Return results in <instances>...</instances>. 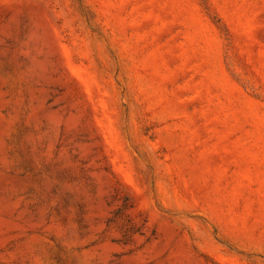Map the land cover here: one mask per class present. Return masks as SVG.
I'll return each mask as SVG.
<instances>
[{
	"label": "rangeland",
	"instance_id": "obj_1",
	"mask_svg": "<svg viewBox=\"0 0 264 264\" xmlns=\"http://www.w3.org/2000/svg\"><path fill=\"white\" fill-rule=\"evenodd\" d=\"M0 264H264V0H0Z\"/></svg>",
	"mask_w": 264,
	"mask_h": 264
}]
</instances>
